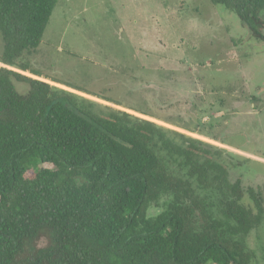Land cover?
<instances>
[{
  "label": "trees",
  "instance_id": "1",
  "mask_svg": "<svg viewBox=\"0 0 264 264\" xmlns=\"http://www.w3.org/2000/svg\"><path fill=\"white\" fill-rule=\"evenodd\" d=\"M58 1L0 0V264H251L263 195L215 158L238 154L6 68L85 93L21 62ZM209 1L264 40V0Z\"/></svg>",
  "mask_w": 264,
  "mask_h": 264
},
{
  "label": "rangeland",
  "instance_id": "2",
  "mask_svg": "<svg viewBox=\"0 0 264 264\" xmlns=\"http://www.w3.org/2000/svg\"><path fill=\"white\" fill-rule=\"evenodd\" d=\"M259 17L264 22V10ZM2 46L0 36V53ZM21 62L90 95L6 68L144 112L127 110L238 154L232 159L221 151L215 158L227 166L231 182L258 189L264 198V40L254 39L222 6L209 0H59L38 48ZM14 87L21 95L29 91L16 81ZM244 203L251 205L247 195ZM247 245L255 254L251 264H264V219Z\"/></svg>",
  "mask_w": 264,
  "mask_h": 264
}]
</instances>
